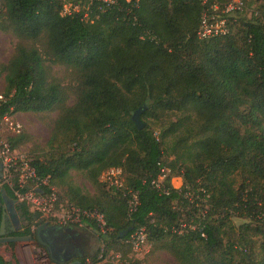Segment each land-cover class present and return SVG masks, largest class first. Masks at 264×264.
<instances>
[{
    "label": "trees",
    "instance_id": "obj_1",
    "mask_svg": "<svg viewBox=\"0 0 264 264\" xmlns=\"http://www.w3.org/2000/svg\"><path fill=\"white\" fill-rule=\"evenodd\" d=\"M227 1L123 0L93 9L87 23L61 15L65 2L87 0H0V32L18 40L1 66L0 122L58 113L49 151L34 166L60 191L57 206L63 200L105 215L106 234L92 221L85 227L122 260L132 250L131 233L145 227L144 247L178 264H264V0H244L228 34L200 39L204 9ZM56 66L68 73L64 79ZM143 105L139 130L132 117ZM25 139L8 137L13 148ZM111 168L122 169L126 189L139 193L131 216L127 190L100 182ZM162 168L170 175L161 191L151 183ZM72 171L96 194L76 186ZM174 177H182L181 191L172 188ZM16 210L26 225L19 235H31L41 215L19 202ZM0 264L20 263L0 255Z\"/></svg>",
    "mask_w": 264,
    "mask_h": 264
},
{
    "label": "built area",
    "instance_id": "obj_2",
    "mask_svg": "<svg viewBox=\"0 0 264 264\" xmlns=\"http://www.w3.org/2000/svg\"><path fill=\"white\" fill-rule=\"evenodd\" d=\"M123 0H87L81 2H65L63 4L61 15L73 17L82 15L85 22L93 23V9L102 10L115 7ZM130 2L131 0H124ZM204 5H208L210 0H202ZM244 0H228L221 9L219 4L204 9L201 15V23L198 31L200 39H211L221 37L229 33L230 17L244 12ZM0 100H4L0 95ZM1 132L9 133L16 137L22 135V125L13 115H5L0 122V162L2 166V177L0 182L7 185L14 193L15 200L19 203L26 204L34 212H37L45 219L47 223L59 224L62 227L85 225V221H92L97 225L101 234L108 232L105 215L97 210H87L79 207H68L63 211L57 210L58 195L51 185L50 177L39 175L34 160L30 159L26 152L19 148H13L7 136ZM170 175L168 168H162L161 175L153 180L151 185L156 190H163L165 182ZM125 173L120 168H111L103 173V182L117 190H127V205L129 216L133 215L139 205V193L128 190L125 187ZM175 181H179L176 186ZM171 186L175 190L181 191L183 188L182 177H174L171 180ZM169 192V189H166ZM205 194V191H201ZM190 197L186 194V198ZM208 195H204L203 202L207 203ZM198 227H193V229ZM35 229V227H33ZM202 237L205 234L202 233ZM148 239V231L145 227H139L134 230L126 243H128L134 252H140ZM115 260V262H114ZM124 264L122 254L116 251H107L105 244H101V252L97 262L87 259L86 264Z\"/></svg>",
    "mask_w": 264,
    "mask_h": 264
},
{
    "label": "rangeland",
    "instance_id": "obj_3",
    "mask_svg": "<svg viewBox=\"0 0 264 264\" xmlns=\"http://www.w3.org/2000/svg\"><path fill=\"white\" fill-rule=\"evenodd\" d=\"M249 12L251 13L252 9H249ZM17 42L18 40L13 35L0 32V95L4 93L6 86V74L2 71L1 66L8 63L14 52ZM66 73L67 72H65V70L61 67H54V74L57 77L64 79ZM57 116V112L41 114L20 113L15 115L16 120L22 125V135L26 138L25 142L18 148L26 152L30 159L35 160L38 157L43 158L47 155L49 151L48 144L51 136L52 124L57 119ZM143 122L146 123L144 120ZM1 134L7 137L12 136L11 134L4 132H1ZM156 135H159V130L156 132ZM102 176L103 174L101 175L100 182L108 185L103 182ZM71 179L72 182L81 188L84 193L90 195L96 194L95 187L82 172L72 171ZM175 184L177 186L179 181H175ZM54 189L56 190L58 197H60V191L56 187H54ZM66 206V202H63L62 200L61 204L57 206V209L59 212H61L67 208ZM233 221L236 223V225H240L244 222V220L239 218H234ZM50 224L55 226L59 225L54 223ZM72 227L76 228V231L80 234L81 244H84L87 259H91V257L95 255H97L98 258L101 251V243H99L98 236L96 235L95 231L85 227V225L83 227ZM0 254H2V257L4 256L10 260H14L15 256L16 260L19 261L20 259L22 264H55L49 262L47 253L44 251V249L38 245L36 246V244H31L28 242L15 243L13 247H9V244L0 246ZM125 259L126 260L123 258L124 264H131L135 260L141 261L143 264H178L166 251H163L162 249H154L150 245L143 247L138 253L130 249L127 254V258L125 257Z\"/></svg>",
    "mask_w": 264,
    "mask_h": 264
},
{
    "label": "flooded vegetation",
    "instance_id": "obj_4",
    "mask_svg": "<svg viewBox=\"0 0 264 264\" xmlns=\"http://www.w3.org/2000/svg\"><path fill=\"white\" fill-rule=\"evenodd\" d=\"M24 226L26 225L21 220L19 214L15 217L9 215L6 220V231L9 233V236H20L19 233ZM41 226L42 224L32 229L34 240L30 243L44 249L50 263L60 264V262L66 261V264H69L76 260L81 261L87 256L84 244H81L80 234L76 231V228L72 226H55L48 223L45 229L40 232V241L37 232Z\"/></svg>",
    "mask_w": 264,
    "mask_h": 264
},
{
    "label": "water",
    "instance_id": "obj_5",
    "mask_svg": "<svg viewBox=\"0 0 264 264\" xmlns=\"http://www.w3.org/2000/svg\"><path fill=\"white\" fill-rule=\"evenodd\" d=\"M147 105H143L141 108L133 112V121L136 124L139 130H142L145 127V124L141 120V115L147 110ZM2 177V166L0 162V178ZM17 201L11 198L7 192L0 187V246L19 243V242H32L34 240L33 234L28 236H9V233L6 231V220L9 215L13 217L18 216L16 210ZM42 226L39 228L37 235L38 239L41 241V231L45 229L48 223L44 218L41 219ZM60 264H66V261L60 262ZM69 264H82L80 260L73 261Z\"/></svg>",
    "mask_w": 264,
    "mask_h": 264
},
{
    "label": "crops",
    "instance_id": "obj_6",
    "mask_svg": "<svg viewBox=\"0 0 264 264\" xmlns=\"http://www.w3.org/2000/svg\"><path fill=\"white\" fill-rule=\"evenodd\" d=\"M0 255L2 256V254H0ZM3 258H4L5 261H7V262H13V260H10V259H8V258H5L4 256H3ZM19 263L22 264V263L20 262V259H19Z\"/></svg>",
    "mask_w": 264,
    "mask_h": 264
}]
</instances>
